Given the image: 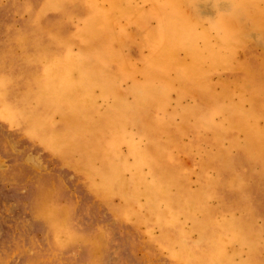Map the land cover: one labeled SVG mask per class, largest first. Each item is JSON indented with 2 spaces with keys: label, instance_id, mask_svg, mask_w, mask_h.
I'll list each match as a JSON object with an SVG mask.
<instances>
[{
  "label": "rangeland",
  "instance_id": "374dc122",
  "mask_svg": "<svg viewBox=\"0 0 264 264\" xmlns=\"http://www.w3.org/2000/svg\"><path fill=\"white\" fill-rule=\"evenodd\" d=\"M0 264H264V0H0Z\"/></svg>",
  "mask_w": 264,
  "mask_h": 264
},
{
  "label": "bare ground",
  "instance_id": "6f19581e",
  "mask_svg": "<svg viewBox=\"0 0 264 264\" xmlns=\"http://www.w3.org/2000/svg\"><path fill=\"white\" fill-rule=\"evenodd\" d=\"M173 33V36H174V39H178V37H180V32H172ZM172 33L170 34V35H172ZM185 36H186V34H184ZM24 38V37H23ZM188 39H192L191 37L190 38H188ZM188 39L187 40H185V41H188ZM184 41V43H186ZM189 43H186V45H184V44H182L181 43V45H182V47H186L187 48V45H188ZM178 46H175V47H170V48H172V52L177 48ZM193 55V59H194V63H193V70L194 71H196L198 68H199V66H200V63H201V61H200V59H199V57L197 56V54H192ZM209 65V64H208ZM203 68V67H202ZM209 69V68H208ZM211 69V68H210ZM110 72V71H109ZM64 82V81H63ZM74 82V81H73ZM115 105V104H114ZM116 107V106H115ZM125 185V184H124ZM185 247V246H184ZM186 250H188V249H186ZM213 261H214V259H213ZM215 262V261H214ZM213 262V263H214Z\"/></svg>",
  "mask_w": 264,
  "mask_h": 264
}]
</instances>
